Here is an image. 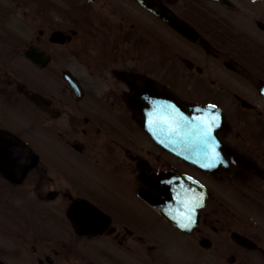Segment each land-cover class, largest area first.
Returning a JSON list of instances; mask_svg holds the SVG:
<instances>
[{
  "label": "flooded vegetation",
  "instance_id": "obj_1",
  "mask_svg": "<svg viewBox=\"0 0 264 264\" xmlns=\"http://www.w3.org/2000/svg\"><path fill=\"white\" fill-rule=\"evenodd\" d=\"M18 17L31 25L4 35ZM144 78L221 107L251 174L211 176L157 144L126 98ZM178 174L206 186L187 192L205 201L197 226L141 195L142 178ZM0 264H264V0H0Z\"/></svg>",
  "mask_w": 264,
  "mask_h": 264
},
{
  "label": "snow or ice",
  "instance_id": "obj_2",
  "mask_svg": "<svg viewBox=\"0 0 264 264\" xmlns=\"http://www.w3.org/2000/svg\"><path fill=\"white\" fill-rule=\"evenodd\" d=\"M215 119H216V117H213V120H215ZM203 134H204L205 137H210V135H211V127L209 126L208 128H206ZM184 227H188V225H184Z\"/></svg>",
  "mask_w": 264,
  "mask_h": 264
},
{
  "label": "rangeland",
  "instance_id": "obj_3",
  "mask_svg": "<svg viewBox=\"0 0 264 264\" xmlns=\"http://www.w3.org/2000/svg\"><path fill=\"white\" fill-rule=\"evenodd\" d=\"M15 30H18V28H17V27H13V28L10 29L9 32H8V30H4L3 34H4V35H9V33H12V32L15 31ZM41 76L44 77L43 75H41ZM36 78H37V77H36Z\"/></svg>",
  "mask_w": 264,
  "mask_h": 264
}]
</instances>
